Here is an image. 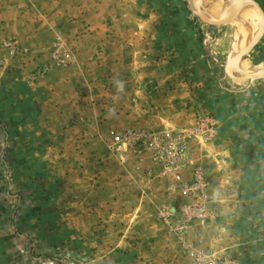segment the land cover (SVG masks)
Returning a JSON list of instances; mask_svg holds the SVG:
<instances>
[{
	"label": "crops",
	"instance_id": "1",
	"mask_svg": "<svg viewBox=\"0 0 264 264\" xmlns=\"http://www.w3.org/2000/svg\"><path fill=\"white\" fill-rule=\"evenodd\" d=\"M147 3V0H0V105L6 104L10 110L7 114L0 113V155L6 138L19 142L22 138L26 142L17 144L12 141L9 149L11 158L7 165L18 173L23 172L18 180H23L24 185L35 190L29 197V211L33 212L30 217L38 220L40 233L47 235L45 245L49 241L50 246L57 249V243H61L71 230L68 223L64 224L67 219L62 215L53 224L55 211H109V215L113 216L111 218L120 214L116 218L123 222V225L110 226L111 229L124 235H117L113 242L91 244L90 260L94 264L106 261L110 264H189L188 247L229 256L237 264H264V149L260 148V145L264 147L262 115L243 111L238 116H231L237 119L223 118L216 138L204 146L190 145L197 152L196 166L201 168L206 182L208 218L204 221L194 220L182 239L167 231L160 223L157 212L160 209L182 211L191 199L179 192L171 194L168 189L173 182L160 178L158 165L146 157L130 158L126 164L114 165L120 176L111 170L110 163L102 167L97 165L94 168L97 173L90 177H85L83 171L79 170L73 178L72 170H68L72 167L65 163L59 166L60 169L64 167L65 172L61 170L60 176L55 177L56 167L49 156L52 150L48 149L46 140L51 135L49 130L45 132V127H41L45 118L54 114L52 110L66 109L65 105L70 102L59 99L56 93L61 86L68 88L72 83L52 76L55 64L48 47L54 30L64 31L68 37H74L73 33L82 35L76 38L82 46L92 40L91 48L77 50L76 56L81 57L95 53L101 31L108 27V52L122 46L120 54L130 57L133 53L140 54L142 50L154 47L153 43L161 39ZM121 25L125 27L123 32ZM4 39L16 40L22 48L31 52L24 57L12 56L1 46ZM133 39L139 43V47H131ZM112 55L116 56V53ZM159 64L155 61L151 69L140 66L143 74L146 73L145 78L142 79L143 74H140L141 79L132 80L127 77L132 67L126 58L123 59V78L116 79L114 83L117 85L114 87L123 90L125 104L132 100L131 90L128 89L138 88L141 93L139 102L155 104V111L160 113L159 109L165 103L159 100L161 94L157 90L163 93L165 88L177 87L178 82L173 81L171 69H161ZM43 68L47 69L48 75L37 76ZM165 71L170 72V76L163 75ZM148 72L156 76L150 77L153 79L151 81ZM168 81H171L170 85ZM150 88L156 91L150 94ZM185 102L187 106L183 111H175L172 100L169 101L171 106L166 105L175 120L171 126L176 129L187 128L203 114L194 109L195 102L190 97ZM239 104L249 105L251 101H239ZM56 105L60 108H56ZM124 117L127 120L123 121L124 125L113 123L119 132L148 128L142 127V118H134L133 122L130 121L131 116L119 114L114 118L123 120ZM157 120L155 125L158 127L160 122ZM235 120L244 128L234 127ZM24 135L27 139L23 138ZM5 164L0 158V206L5 203L2 176ZM43 168L42 172L39 171ZM73 180L87 184V189L84 190L83 186L81 191L76 190L75 193L71 187ZM74 199L76 202L73 203ZM90 200L93 202L88 204ZM87 206L92 207L87 209ZM181 218V215H176L173 221L178 223ZM74 228L77 230L79 226ZM121 254L125 260L119 259Z\"/></svg>",
	"mask_w": 264,
	"mask_h": 264
},
{
	"label": "rangeland",
	"instance_id": "2",
	"mask_svg": "<svg viewBox=\"0 0 264 264\" xmlns=\"http://www.w3.org/2000/svg\"><path fill=\"white\" fill-rule=\"evenodd\" d=\"M147 1L149 9L152 10V16L150 17L154 19L153 24L156 23L155 25H158L161 39H159V42L153 43L154 47H149L146 51L142 50L140 54L133 53L130 57H123L120 54L122 46H117L115 51L112 49L108 52L110 30L105 27L101 31L100 40L97 41L95 53L77 57V50L91 48L93 41H88L85 43L86 45L82 46V43L76 39L82 35L79 34L77 36L73 33L74 37H68L64 31L54 30L52 41L48 47L51 60L55 64L52 76L58 79L63 78L72 83L68 88L61 86L56 93L59 99H68L70 102L66 105L64 104L66 109H61L62 111L52 110L55 111L54 114L45 118V126L42 125L41 127H45V132L46 129L47 131L49 130L51 135L46 140L48 149L52 150L49 156H51L53 166L56 167L57 173L55 177L60 176L59 171L65 172L64 167L60 169L65 163L72 167V169L68 170H72L73 178L76 177L75 175L79 170L83 171L85 177H90L97 173L94 169L97 165L100 164L102 167L110 163L111 170H114L115 174L120 176L121 174H118L115 169L117 164H126L130 158L141 159L146 157L152 163L158 165L160 178L173 182L169 186V192L171 194L179 192V190L173 191V189H178L182 182H190L193 171L199 170L203 177L201 168L196 166V161L198 160L197 152L192 150L190 145L194 143L204 146L216 138L221 127V119L223 118L238 116L243 111L264 117V80L254 84L243 85L226 75L225 59L240 34V22L235 21L224 26L211 27L203 24L194 16L192 4L189 0ZM221 1L225 2L226 0H203V8L205 10L212 9ZM251 1L259 5L264 12V0ZM104 10L102 11H104L106 18V8ZM230 15L232 14L228 12L223 16L218 17V15L216 17L228 20ZM131 27L133 30V25ZM124 28V25H121L120 30L123 32ZM248 28L253 30L255 23H250ZM257 31L255 35H257ZM255 35L239 53L254 49L251 54L243 59V62H248L253 67L264 66V36L260 43L256 44L255 40L257 38ZM1 46L15 57H24L31 52L22 48L13 39L1 40ZM131 47L137 48L139 43L133 39ZM113 52L116 53V56L112 55ZM124 58L128 60V65L132 67L131 73L127 75L132 80L141 79L140 74L142 75L143 71L140 66H146L151 69L155 61L160 63L161 69L163 67L167 68V70L168 68L171 69L173 81H177L179 87L165 88L163 93L161 90H157L161 94L159 100L161 99L165 103H162L161 107L163 108L160 107V113L157 114V111H155V104L151 102L141 104L139 102L141 93H139L138 88L128 89V91L131 90L132 100L130 103H124L123 90L121 89V91L118 87H114L117 85L114 81L123 78L122 66ZM237 73H234L236 79H248L246 76ZM145 74H143L142 79L145 78ZM147 74L149 79L150 77H156L155 74L149 72ZM165 74L170 76L168 71L163 72V75ZM46 75H48V71L44 68L37 73V76L40 77ZM170 82L168 81V85L171 84ZM154 91L156 89H149L150 94ZM189 97L195 102L194 109L197 112H203V114L195 123L188 125L187 128L176 129L171 126L175 120L172 119L171 115L173 113H169L170 110L169 108L167 109L166 105L171 106L169 101L172 100L173 106L176 108L175 111H183L185 110L184 106H187L185 100L189 99ZM244 100L251 101V104H239V101ZM56 108H60V106L56 105ZM7 112L10 113L8 106L6 104L0 105V113L7 114ZM119 114L131 116V122H133L134 118H142L143 120H140L144 123L142 127L147 126L148 128L119 132L114 128L113 123L123 124V121L127 122L126 117L122 118L123 120H115L114 117ZM35 118L37 122V113ZM157 118L159 119L160 127L155 125L158 121ZM238 123L239 121L235 120L234 127L243 129L244 125ZM194 128L199 129L197 135L186 138V147L191 159V166L182 172L183 180L181 183L172 177L163 176L161 166L152 160L150 153L143 147L135 145L132 148H125L122 146L117 149L112 146L115 136L129 131H145L158 137L170 133L186 134ZM24 130L27 132V129L24 128ZM23 138L27 139V136L24 135ZM12 141L17 144L26 143L22 138H20V142L19 140L6 138L0 155L4 164L6 163L2 173L5 184L3 188L4 194H2L5 197V203L0 206V264H94L90 260L92 253L91 244H94V242L99 243L100 241L103 244L107 243V241L113 242V238H116L117 235H124L123 232H115L110 227L118 226L119 224L123 225V222L116 218L120 214L111 218L113 216L109 215V211H66V213L65 211H55L53 224L60 219L59 215H62L64 219H67L64 224L68 223L71 230L68 231V235L63 238L61 243H57V249L50 246L52 244L49 241L45 245L44 241L47 235L40 233L38 228L41 225L38 220L30 217L33 212L29 211L31 206L29 201L31 198L29 197L32 196L35 190H31V187L24 185L23 180H18L21 179L23 172L18 173L14 168L7 165L11 158L9 149L12 146ZM260 148L261 150L264 149L262 145H260ZM259 152L261 153V151ZM77 164L80 166L77 167ZM43 170L44 168L39 169L41 172ZM187 171H189V175L186 173ZM146 176L149 177V175ZM174 182L178 186H175ZM83 186L84 190H86L88 185H82L73 180L71 187L74 188L73 191L76 193V190L81 191ZM74 202H76L75 199ZM92 202L90 200L88 204ZM207 203L208 200L204 204L206 211H195L186 223L183 220L184 211L181 210L160 209L157 212V216L160 223L169 233L182 239L194 220L201 219L204 221L208 218ZM191 204L192 201L189 205ZM91 207L87 206V209ZM176 215H181L182 217L178 223L173 221ZM77 225L82 230L79 228L76 230L74 227ZM57 237L59 238V236ZM116 251L122 253L119 249H116ZM105 252H107L106 249ZM186 252L190 261L189 264H195L200 256H203L206 260L213 258L221 263L237 264L229 256L204 252L198 247H188ZM122 254L119 259L125 260ZM102 264L110 263L106 261Z\"/></svg>",
	"mask_w": 264,
	"mask_h": 264
},
{
	"label": "built area",
	"instance_id": "3",
	"mask_svg": "<svg viewBox=\"0 0 264 264\" xmlns=\"http://www.w3.org/2000/svg\"><path fill=\"white\" fill-rule=\"evenodd\" d=\"M199 132L198 128H194L186 134H165L156 137L152 133L145 131H129L121 133L114 137L112 146L120 149L132 148L135 145L143 147L147 150L152 160L159 164L162 168V175L172 177L181 183L182 172L191 166V159L186 147V138L196 136ZM206 182L199 170L193 171L190 182H182L178 189L180 194L191 199L192 204L185 207L182 211L184 223L188 222L195 211H206L205 202L207 196L205 194ZM193 211V212H192ZM195 264H226L221 263L217 259L206 260L200 256Z\"/></svg>",
	"mask_w": 264,
	"mask_h": 264
},
{
	"label": "water",
	"instance_id": "4",
	"mask_svg": "<svg viewBox=\"0 0 264 264\" xmlns=\"http://www.w3.org/2000/svg\"><path fill=\"white\" fill-rule=\"evenodd\" d=\"M193 8L195 9V12L193 13L194 16L203 24L211 27H218V26H224L226 24H230L235 22V19L233 18L234 15H230L228 20H224L221 18H210L206 12V10L203 8V0H191ZM235 3L236 8L233 9V11H237L242 9V8H250L252 10H255L258 15H259V26H258V32L256 35V44H259L260 41L262 40L264 36V12L260 8L259 5H257L255 2L251 0H228L227 5L224 7V12L227 13L229 10V7L231 4ZM234 7V6H233ZM232 7V8H233ZM238 9V10H236ZM235 13V12H234ZM254 49L250 50H245L239 54L233 59L232 64L230 65V62L227 63V68H226V75L233 79L235 82L243 85H249V84H254L256 82L264 80V69L260 71L256 76L250 77L248 79H236L234 77V69L235 67L243 62V59L247 57L249 54L253 52Z\"/></svg>",
	"mask_w": 264,
	"mask_h": 264
},
{
	"label": "bare ground",
	"instance_id": "5",
	"mask_svg": "<svg viewBox=\"0 0 264 264\" xmlns=\"http://www.w3.org/2000/svg\"><path fill=\"white\" fill-rule=\"evenodd\" d=\"M189 1L192 4V1L191 0H189ZM227 1L228 0H226L225 2L221 1L219 4H217L212 9L206 10L208 16L210 18H217L216 16H218V15H219L218 17L225 15L226 12H224V7H225V5H227V4H225V3H227ZM236 6H235V3L231 4L227 13L230 12L232 15H234L233 18L235 19V21L241 23V29H240V32H239L240 34H239L237 40L231 46L232 50L229 51L227 56H226V59H225L226 67H227L228 62H230V65L232 64L233 59L246 46V44L250 41V39H252V37L255 35V33L258 29L259 22H260L259 15L255 10H252L250 8H242L240 10L236 9V10H238L236 13V11H233V9H235ZM192 12L193 13L195 12L193 5H192ZM252 22L255 23V28L253 30H249V28H248L249 24ZM262 69H264V66L253 67L248 62H242L241 64L239 63L235 67L234 71L238 72L239 75H243V76H246L247 78H250V77L256 76L258 73H260V71Z\"/></svg>",
	"mask_w": 264,
	"mask_h": 264
}]
</instances>
